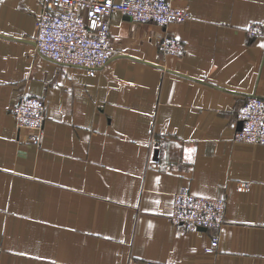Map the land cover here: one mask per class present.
Instances as JSON below:
<instances>
[{
    "label": "crops",
    "instance_id": "obj_1",
    "mask_svg": "<svg viewBox=\"0 0 264 264\" xmlns=\"http://www.w3.org/2000/svg\"><path fill=\"white\" fill-rule=\"evenodd\" d=\"M170 2L190 18L112 13L114 53L92 75L37 52L42 0H0V264H264V143L234 137L244 99L264 96V35L246 31L264 0ZM25 94L46 104L39 144L11 113ZM181 188L224 197L223 224H174Z\"/></svg>",
    "mask_w": 264,
    "mask_h": 264
},
{
    "label": "built area",
    "instance_id": "obj_2",
    "mask_svg": "<svg viewBox=\"0 0 264 264\" xmlns=\"http://www.w3.org/2000/svg\"><path fill=\"white\" fill-rule=\"evenodd\" d=\"M119 12L136 21L156 22L166 26L185 22L188 10L172 5L170 0H42L36 18L35 48L42 56L59 64L87 68L94 75L113 56L110 15ZM250 36L264 35V28L252 23L246 28ZM162 51L180 54L183 41L163 33L159 39ZM16 130L24 131V140L39 144L46 119V104L36 95L20 96L11 106ZM242 122L235 139L264 143V96L249 95L236 111ZM246 186V185H245ZM226 202L221 196H207L181 188L174 193L171 221L188 230L219 227L225 221ZM219 237H212L210 251H216ZM128 264H167L155 260L132 258Z\"/></svg>",
    "mask_w": 264,
    "mask_h": 264
},
{
    "label": "water",
    "instance_id": "obj_3",
    "mask_svg": "<svg viewBox=\"0 0 264 264\" xmlns=\"http://www.w3.org/2000/svg\"><path fill=\"white\" fill-rule=\"evenodd\" d=\"M239 122H240V128H241L242 122L241 121H239Z\"/></svg>",
    "mask_w": 264,
    "mask_h": 264
}]
</instances>
